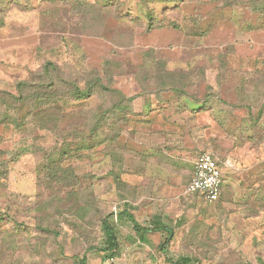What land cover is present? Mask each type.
Returning <instances> with one entry per match:
<instances>
[{
    "label": "rangeland",
    "instance_id": "rangeland-1",
    "mask_svg": "<svg viewBox=\"0 0 264 264\" xmlns=\"http://www.w3.org/2000/svg\"><path fill=\"white\" fill-rule=\"evenodd\" d=\"M169 1L2 0L0 264H174L159 250L168 234L141 243L127 217L142 197L188 216L171 261L264 264V0ZM46 62L60 81L100 77L103 89L81 102L18 101ZM198 101L210 108L193 114ZM203 152L224 179L212 204L185 192ZM59 161L61 183L45 169ZM139 185L157 188L148 197ZM105 216L113 259L88 251L107 247Z\"/></svg>",
    "mask_w": 264,
    "mask_h": 264
},
{
    "label": "trees",
    "instance_id": "trees-1",
    "mask_svg": "<svg viewBox=\"0 0 264 264\" xmlns=\"http://www.w3.org/2000/svg\"><path fill=\"white\" fill-rule=\"evenodd\" d=\"M169 2L172 4H175L177 0H172ZM1 4H2V0H0V7H2ZM33 74L34 75L31 79L19 83L20 98L18 101L24 102L27 99L31 101L34 98H35L34 100H36V98L40 97L38 96V94L42 93V96H45V97H41L40 100L50 99L54 101L81 102L93 96L98 91V89L100 88L103 89V80L100 77L97 78L96 80H93L92 82L88 84L86 83L84 86H81L80 83L78 82H73V81L71 82V81H66V80L60 81L59 77L60 75H62L61 70H59L58 66L55 65L53 62H46L39 71ZM48 92H51V93H48ZM183 92L184 94L181 93L182 95H186L187 97H189L187 92L185 91ZM4 94L6 95V97H9L11 99L14 98V96H11L9 93H4ZM208 108L210 107L208 105L207 106L204 105V102H201V101L194 102V103L192 102L189 107V109H191L190 111L193 114H200L204 112L205 110H207ZM116 110L119 112H124L126 110V107H124L123 104H119L116 107ZM144 112L142 110V113ZM98 139H99V136L96 135L94 138H92L91 141L88 142V140H86L84 147L91 148V144H93V142L97 141ZM169 162L172 165L179 164V162L176 160H173V158H170ZM45 169H47L46 172L48 174V177L52 181L55 180L58 183L62 182L63 176L66 175V173L69 170V169H64L60 161L57 164L55 163V168H53L51 164H49L45 167ZM193 173H194V170H193ZM223 187H224V183H223ZM222 191H223V188H222ZM126 214H127L128 219L134 224L135 231L137 235L139 236L141 243L149 242L147 238V235L149 234V232L160 231V227L157 226V223L153 226V228L143 227L140 223H138L135 220V218L131 214H128V213ZM101 225H102L103 231L105 232L107 236V241H106L107 247H91L88 251H98L101 255L104 256L105 259H113L116 256L117 251H118V240H117V236L115 233V228L112 226L109 220V216H105L102 219ZM171 236H172V232L170 230L168 237L159 245V250L166 257V261L172 262L174 264H196L191 259H188V258H184L177 262L171 261L169 259L168 247H169V243L171 242ZM79 264H87V259L85 256L80 260Z\"/></svg>",
    "mask_w": 264,
    "mask_h": 264
},
{
    "label": "built area",
    "instance_id": "built-area-1",
    "mask_svg": "<svg viewBox=\"0 0 264 264\" xmlns=\"http://www.w3.org/2000/svg\"><path fill=\"white\" fill-rule=\"evenodd\" d=\"M223 174L218 161L210 152H203L198 157L194 173L186 193H201L208 203H216L221 195L223 188Z\"/></svg>",
    "mask_w": 264,
    "mask_h": 264
},
{
    "label": "crops",
    "instance_id": "crops-1",
    "mask_svg": "<svg viewBox=\"0 0 264 264\" xmlns=\"http://www.w3.org/2000/svg\"><path fill=\"white\" fill-rule=\"evenodd\" d=\"M198 157L195 159V161L190 160V162H192V165H193V169H191L189 171L190 176L193 175L194 166H195V163H196ZM170 158H173V157H170ZM155 187H153L152 185H149V186L139 185L138 190L141 191L142 195L151 197L154 194V193L152 194V190H154ZM145 192H148V194L146 195ZM144 198L145 197L138 199V201L136 203V206H137L136 210L138 211V213L136 215V217H137L136 219H137L138 223L141 224V222H143L145 219H148V220L152 219V222H154L155 224L157 223V226L160 227V231H156V232H163V233H167L169 235V231L171 230L172 235L174 234V232H176L175 238H176V236H179V233L182 234V230L186 229L185 223L188 221L187 215L183 214L182 212L175 214L173 211L166 209V207H162V208L156 207L150 202V200H147L148 202L146 204H144L143 203ZM144 211L147 212V214H148L147 217H143ZM167 222L173 223V226L169 227L168 224H166ZM149 233H151V232H149Z\"/></svg>",
    "mask_w": 264,
    "mask_h": 264
}]
</instances>
